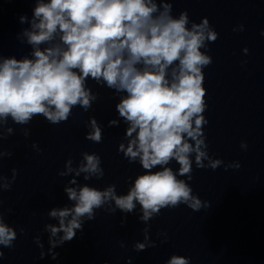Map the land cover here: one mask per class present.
<instances>
[{"label":"clouds","instance_id":"obj_1","mask_svg":"<svg viewBox=\"0 0 264 264\" xmlns=\"http://www.w3.org/2000/svg\"><path fill=\"white\" fill-rule=\"evenodd\" d=\"M172 8V0H35L31 19L19 17L21 24L30 25L21 35L32 47L31 58L0 56V141L13 134L12 127H5L9 119L28 125L42 116L51 124H60L67 122L77 106L87 112L99 95L87 86L89 79L116 94L125 93L115 105L119 119L110 120L108 126H118L120 120L127 125V143L121 142L117 151L129 163L138 162L144 172L122 195L114 184L101 190L88 184L79 186L71 179L69 184L77 186H65L64 191L72 206L53 208L48 216L58 225L44 226L52 259L59 255L53 249L72 241L77 231H83L86 220L95 219L97 209L128 214L139 205V219L148 225L165 208L184 204L199 211L209 207L193 194L185 179L178 178L192 179L193 157L197 169L241 167L238 161L225 164L213 159L204 132L208 120L203 70L213 62L208 44L219 34L207 17L196 23L190 21L187 11L173 16ZM243 30V25L233 28L234 32ZM243 52L247 54L248 49ZM86 126L85 139L101 143L103 129L96 118L90 117ZM29 134L24 128L23 135ZM32 147L40 151L37 144ZM247 147L242 141L240 148ZM11 155L0 147V161ZM173 161L179 165L177 171L169 166ZM157 166L161 170L153 171ZM64 169L59 176L84 174L86 181L105 174L100 156L88 152L82 153L76 167L69 158ZM16 175V169H12L11 179L0 175V192L11 189ZM149 229L150 225L143 229V243H134L135 251L156 246ZM157 235L166 241V233ZM16 238V229L0 212V246L12 248ZM34 242L43 259L40 237ZM3 255L0 250V258ZM166 264H190V258L172 255Z\"/></svg>","mask_w":264,"mask_h":264}]
</instances>
